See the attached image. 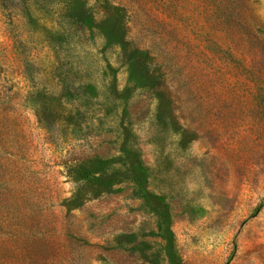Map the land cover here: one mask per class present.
Returning <instances> with one entry per match:
<instances>
[{
	"label": "rangeland",
	"instance_id": "rangeland-1",
	"mask_svg": "<svg viewBox=\"0 0 264 264\" xmlns=\"http://www.w3.org/2000/svg\"><path fill=\"white\" fill-rule=\"evenodd\" d=\"M0 8V264H264V0Z\"/></svg>",
	"mask_w": 264,
	"mask_h": 264
},
{
	"label": "trees",
	"instance_id": "trees-1",
	"mask_svg": "<svg viewBox=\"0 0 264 264\" xmlns=\"http://www.w3.org/2000/svg\"><path fill=\"white\" fill-rule=\"evenodd\" d=\"M32 1V0H29ZM13 0H0V8L3 10L13 9ZM15 9V8H14Z\"/></svg>",
	"mask_w": 264,
	"mask_h": 264
}]
</instances>
